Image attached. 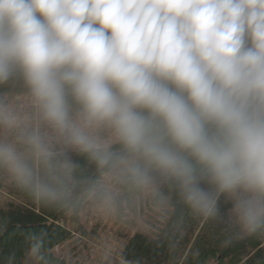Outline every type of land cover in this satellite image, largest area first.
<instances>
[{"label":"clouds","instance_id":"9594fccd","mask_svg":"<svg viewBox=\"0 0 264 264\" xmlns=\"http://www.w3.org/2000/svg\"><path fill=\"white\" fill-rule=\"evenodd\" d=\"M15 77L37 116L0 107V170L20 187L66 195L74 151L205 217L224 195L264 229V0H0V84Z\"/></svg>","mask_w":264,"mask_h":264},{"label":"trees","instance_id":"16d2710c","mask_svg":"<svg viewBox=\"0 0 264 264\" xmlns=\"http://www.w3.org/2000/svg\"><path fill=\"white\" fill-rule=\"evenodd\" d=\"M30 97L21 77L0 84V107ZM17 116L37 123L36 113ZM41 131L58 155L66 150L51 129L41 125ZM69 156L72 167L62 173L66 195L55 200L20 187L0 170V264H264V229L246 233L226 196L219 197L220 215L205 217L171 183L139 188L119 170L99 169L74 151ZM102 247L115 257L103 258Z\"/></svg>","mask_w":264,"mask_h":264},{"label":"rangeland","instance_id":"374dc122","mask_svg":"<svg viewBox=\"0 0 264 264\" xmlns=\"http://www.w3.org/2000/svg\"><path fill=\"white\" fill-rule=\"evenodd\" d=\"M18 101H19V106H18V103L16 104V102L15 101L13 102V100H12L11 101L12 103L9 104V106L7 108L8 109H11L16 115H20L22 113V111L23 112H27V114L36 113V109H35V106H34V104L32 102L31 97L28 98V99H21V98H19ZM108 212H112V208H110L108 210ZM100 213H102V211H100ZM107 216H108V218H106V217L104 218L105 224L111 226L112 225L111 223L113 221V218L111 216H109V215H107ZM136 221H138V220H136ZM140 225H141V223H140ZM135 227L136 226L129 227V229H125L126 233H133L135 231L134 230ZM139 229L147 231V228L145 226H139ZM118 231H121V230L118 229ZM93 244L95 245V249H98L99 248V246H96L95 242H93ZM93 244L91 243L90 245H93ZM100 249L102 251V257L103 258L106 259L107 257H110V258L111 257H115L113 250H109L108 253H106V252H104L103 247L100 248Z\"/></svg>","mask_w":264,"mask_h":264}]
</instances>
